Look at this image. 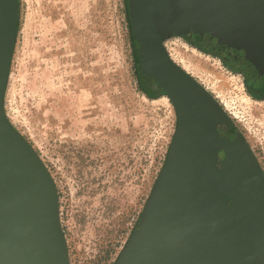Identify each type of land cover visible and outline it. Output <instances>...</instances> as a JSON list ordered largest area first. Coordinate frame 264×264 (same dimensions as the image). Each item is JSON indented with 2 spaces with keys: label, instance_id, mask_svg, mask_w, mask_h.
<instances>
[{
  "label": "rangeland",
  "instance_id": "obj_1",
  "mask_svg": "<svg viewBox=\"0 0 264 264\" xmlns=\"http://www.w3.org/2000/svg\"><path fill=\"white\" fill-rule=\"evenodd\" d=\"M128 1L20 0L5 112L56 183L70 264L118 261L177 129L170 100L141 81ZM167 47L217 97L264 173V100L247 75L182 38Z\"/></svg>",
  "mask_w": 264,
  "mask_h": 264
},
{
  "label": "water",
  "instance_id": "obj_2",
  "mask_svg": "<svg viewBox=\"0 0 264 264\" xmlns=\"http://www.w3.org/2000/svg\"><path fill=\"white\" fill-rule=\"evenodd\" d=\"M20 0H0V264H70L56 183L15 129L5 98ZM144 73L172 103L165 166L115 264H264V173L257 158L217 168L216 123L231 117L181 69L165 42L182 38L264 79V0H129Z\"/></svg>",
  "mask_w": 264,
  "mask_h": 264
},
{
  "label": "flooded vegetation",
  "instance_id": "obj_3",
  "mask_svg": "<svg viewBox=\"0 0 264 264\" xmlns=\"http://www.w3.org/2000/svg\"><path fill=\"white\" fill-rule=\"evenodd\" d=\"M168 41H166L164 45L167 50V53L171 57V53L169 52V48L167 47ZM138 60H139V65L141 66V69H142L141 70L142 71L141 81L143 85H145V88L148 90L160 93L155 81H153L149 76H147L144 73L139 57H138ZM175 64L178 65L181 69L185 70L178 63L175 62ZM246 78H247L246 85H247L249 93H251L252 96H254L257 99L264 100V79L262 81H258L257 79L251 78L250 76H247ZM207 92L211 94V92H209L208 90ZM216 128H217L218 137L220 140L219 158L217 162V168L222 170L224 175L227 177V179H229L232 167L236 164L250 161L253 158V154H252L251 148L240 137V135H238L236 131V127L232 121L229 123H222V124L216 123Z\"/></svg>",
  "mask_w": 264,
  "mask_h": 264
},
{
  "label": "trees",
  "instance_id": "obj_4",
  "mask_svg": "<svg viewBox=\"0 0 264 264\" xmlns=\"http://www.w3.org/2000/svg\"><path fill=\"white\" fill-rule=\"evenodd\" d=\"M127 15L129 16V13H128V11H127ZM129 18V17H128ZM201 50V49H200ZM202 51V50H201ZM136 53V52H135ZM136 61H137V63L139 64V60H138V57H137V55H136ZM146 94H148V92H146Z\"/></svg>",
  "mask_w": 264,
  "mask_h": 264
},
{
  "label": "bare ground",
  "instance_id": "obj_5",
  "mask_svg": "<svg viewBox=\"0 0 264 264\" xmlns=\"http://www.w3.org/2000/svg\"><path fill=\"white\" fill-rule=\"evenodd\" d=\"M165 97H166V96H165ZM165 97H164V98H165Z\"/></svg>",
  "mask_w": 264,
  "mask_h": 264
}]
</instances>
